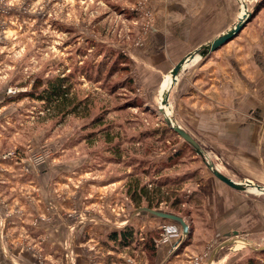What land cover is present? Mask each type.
I'll use <instances>...</instances> for the list:
<instances>
[{
  "label": "rangeland",
  "instance_id": "374dc122",
  "mask_svg": "<svg viewBox=\"0 0 264 264\" xmlns=\"http://www.w3.org/2000/svg\"><path fill=\"white\" fill-rule=\"evenodd\" d=\"M242 1L252 15L240 35L261 56L264 72V0H221L218 7L234 12L231 25L242 15ZM173 2L0 0V264H155L143 245L151 240L155 253L190 249L206 264L232 229L264 246V194L251 187L238 192L246 212H230L237 199L163 121L160 94L168 74L153 79L134 56L164 21L155 11ZM57 77L70 86L69 100L50 107L37 97ZM172 101L171 89L167 110L177 121ZM200 147L217 169L234 172L201 140ZM141 187L151 194L136 204L130 194ZM37 202L48 204L45 213H36ZM148 202L182 217L188 234L147 212L132 216ZM109 213L118 228L84 241L89 222ZM56 219L69 221L67 235H40L41 223L51 227ZM125 226L137 231V243L115 252L109 235ZM250 261L264 264V251L236 241L211 264Z\"/></svg>",
  "mask_w": 264,
  "mask_h": 264
},
{
  "label": "crops",
  "instance_id": "0c3cea01",
  "mask_svg": "<svg viewBox=\"0 0 264 264\" xmlns=\"http://www.w3.org/2000/svg\"><path fill=\"white\" fill-rule=\"evenodd\" d=\"M218 1L221 0H174L169 10L155 11L156 16L164 17V21L147 42L141 44L140 52L134 55L139 57L140 65L147 68V75L162 79V74H168L183 57L233 27L238 20L229 25L234 12H230L226 5L224 9L218 7L221 5ZM240 31L213 52L198 55L184 65L172 87V107L178 118L175 122L188 130L199 145L200 140L204 142L211 153L234 170L228 173L218 169L223 175L235 182L248 180L264 187V72L259 68L262 58L255 57L257 53L253 48H246L249 42L245 41L243 34L240 35ZM250 52L251 56H247ZM233 175L241 177L235 179ZM213 181L228 197L237 199V204L230 205V212L234 211L236 215L246 212V200L242 194L214 176ZM47 206L46 202H37L34 208L39 215L45 213ZM52 207L58 212L64 210L57 204H52ZM79 207L82 210L83 206ZM81 222L82 225L88 223L87 220ZM89 223L91 229L84 230L82 234L84 241L90 243L97 236L106 234V228H118L110 213L106 219L96 216ZM41 225L37 228L41 230L40 235H49L50 239L53 233L67 235L70 228L68 220L56 219L51 227L47 223ZM174 253L175 250L169 247L159 248L155 264H200L193 250ZM77 257L78 263L79 255Z\"/></svg>",
  "mask_w": 264,
  "mask_h": 264
},
{
  "label": "water",
  "instance_id": "95a60500",
  "mask_svg": "<svg viewBox=\"0 0 264 264\" xmlns=\"http://www.w3.org/2000/svg\"><path fill=\"white\" fill-rule=\"evenodd\" d=\"M242 6L244 8V13L242 16L237 20V22L234 23L233 27L223 33L222 35L212 39L210 42L206 43L205 45L201 46L200 48H197L194 50L192 53L186 55L183 57L181 60H179L173 68L169 71V74L171 76V84L170 86L165 89L162 92L161 95V100H160V105L162 108L159 109L160 113L163 115V121L166 125L169 126V128L176 133L184 142H186L196 154L200 156H204L206 158L205 160V166L208 168V170L212 173L214 177H216L219 181L230 187L231 189L240 192V193H245L247 192L248 187L254 188L256 191H258L261 194H264V187L259 186L253 182H250L248 180H244L242 182H235L232 179L226 177L223 175L212 163L211 160L206 156V154L202 151L200 145L196 142V140L183 128L178 126L175 121L171 120L168 118V116L165 115L163 107L169 108L168 105V99H169V94L170 91L175 83V79L180 73L181 69L184 67L185 64L189 63L194 57L198 55H207L217 48H219L222 44L230 40L233 36H235L246 24L250 16L252 15V11H248L246 5L244 4V1H242ZM255 9V8H254ZM139 212H147L150 215L160 218V219H165L169 220L171 222L176 223L177 225L180 226L182 233L183 234H188V225L184 221V219L178 215H175L170 212H164L160 210H154V209H149L147 207H141L137 210H134L132 213V216L139 213ZM237 231H232V232H227L224 234L226 240L220 242L210 253L206 264H211L215 254L220 250L221 248L231 246L234 244L236 241H241L244 242L247 246L251 247V249L256 250V251H264V246L260 247H254L251 242H249L247 239L240 237Z\"/></svg>",
  "mask_w": 264,
  "mask_h": 264
},
{
  "label": "trees",
  "instance_id": "16d2710c",
  "mask_svg": "<svg viewBox=\"0 0 264 264\" xmlns=\"http://www.w3.org/2000/svg\"><path fill=\"white\" fill-rule=\"evenodd\" d=\"M69 88L70 86H64V80L63 78H53L49 80L46 83L45 88L41 92V94L37 97L38 99L45 101L47 105L50 107L59 103L63 104L65 101L69 100ZM108 141H111L109 139ZM131 199L133 201H136L135 203L138 204L139 199L145 197L146 195L150 192L146 190L145 187L141 188H135L133 192H131ZM155 195V193H153ZM137 198V200L134 199ZM151 203V201H150ZM148 202L147 207L151 209V204ZM189 230V228H188ZM137 231L132 227V226H125L122 229H120L119 232H113L109 235V240L114 243V246L110 247L111 250L116 251H121L122 249H130L132 247V243L136 242L135 234ZM148 235H152V232ZM137 243V242H136ZM146 243V244H145ZM143 245H145L144 250L147 253H151L150 258L152 261H154V257L156 255L155 253V245L154 242L151 240L149 242H145ZM148 243H150L148 245ZM255 262L250 261V264H254ZM153 264V262L151 263ZM256 264V263H255Z\"/></svg>",
  "mask_w": 264,
  "mask_h": 264
},
{
  "label": "bare ground",
  "instance_id": "6f19581e",
  "mask_svg": "<svg viewBox=\"0 0 264 264\" xmlns=\"http://www.w3.org/2000/svg\"><path fill=\"white\" fill-rule=\"evenodd\" d=\"M244 13V8H243V6H242V14ZM242 16V15H241ZM198 57V56H197ZM195 58V57H194ZM193 58V59H194ZM171 84V76H170V74L168 73V75L166 76V78H165V81H164V84H163V86H162V91H161V95H162V92L165 90V89H167L168 87H169V85ZM162 108V107H161ZM163 109H164V113H165V115L166 116H168V118H170L169 117V113L167 112V110H166V107H163ZM171 119V118H170ZM248 188H250V187H248ZM249 191H256L254 188H252L251 187V189L249 190ZM258 192V191H257Z\"/></svg>",
  "mask_w": 264,
  "mask_h": 264
}]
</instances>
